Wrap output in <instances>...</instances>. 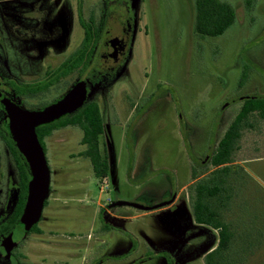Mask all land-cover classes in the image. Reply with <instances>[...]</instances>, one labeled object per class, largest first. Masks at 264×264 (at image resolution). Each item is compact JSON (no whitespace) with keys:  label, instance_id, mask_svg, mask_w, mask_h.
Listing matches in <instances>:
<instances>
[{"label":"rangeland","instance_id":"374dc122","mask_svg":"<svg viewBox=\"0 0 264 264\" xmlns=\"http://www.w3.org/2000/svg\"><path fill=\"white\" fill-rule=\"evenodd\" d=\"M218 1L235 20L221 36L203 37L195 0H0V91L27 111L84 81V69L61 77L60 67L80 47L82 23L123 34L125 53L132 39L127 60L120 63L122 54L108 67L95 46L84 74L85 103H96L102 116L97 148L106 174L94 176L79 128L59 126L43 140L50 192L37 225L44 234L30 240L46 264H204L219 244L217 230L195 223L189 203L214 170L210 157L238 99L264 98V0ZM45 72L61 78L44 92L7 89L10 81L39 86ZM229 166L232 198L220 216L232 232L231 262L264 264V122L242 134ZM176 189L171 208H108L115 200L154 205ZM65 250L74 257L57 253Z\"/></svg>","mask_w":264,"mask_h":264},{"label":"trees","instance_id":"16d2710c","mask_svg":"<svg viewBox=\"0 0 264 264\" xmlns=\"http://www.w3.org/2000/svg\"><path fill=\"white\" fill-rule=\"evenodd\" d=\"M195 31L203 37L221 36L234 22V10L226 3L218 0H195ZM84 37L75 55L68 58L61 65L62 74L72 67L80 65L86 72L91 51L97 43V35L82 23ZM38 87L37 89H39ZM264 122V98L241 102V107L234 119L227 126L218 140L210 157V166L214 168L210 177L203 183L197 182L190 198V206L195 223L211 227L218 231L219 244L205 256L204 264H234L228 251L231 249L232 232L229 224L221 219V211L227 209L231 198L229 165L239 148L241 136L246 131L260 128ZM75 125L82 131L81 143L86 146L82 155L89 157L94 176L102 177L106 174V158L98 152V138L103 132L102 118L96 104L90 103L81 111L60 122L58 126ZM49 127L41 128L39 141L48 135ZM250 247V246H248Z\"/></svg>","mask_w":264,"mask_h":264},{"label":"flooded vegetation","instance_id":"af4514ba","mask_svg":"<svg viewBox=\"0 0 264 264\" xmlns=\"http://www.w3.org/2000/svg\"><path fill=\"white\" fill-rule=\"evenodd\" d=\"M131 17H132V15L130 12V15L128 16V21L127 20L125 21L126 24L130 23L132 21ZM105 25H106V15L104 16L103 27H105ZM132 25H133V23H132ZM97 26H96V29L94 31H93V29H94V26H93L92 31L95 32L97 35V43L95 44L96 49L99 46L101 48V53L103 55L102 62H100V63L106 65L105 63L107 61L108 65L106 67H108L110 61L118 60L122 56V54H123L124 59L120 63L125 62L127 60L128 55H129V47H130V43L132 40L131 37L129 38V45H128L127 51L125 53V51H124V49H125V39L124 38L125 37L123 36V34L113 35L111 33L105 32L104 28H103V33L100 34L96 31ZM129 28H130V26H129ZM83 37H84V33H83ZM81 42H80V45H81ZM107 42H108V50L106 49ZM95 46L93 47V49L91 51V55L89 57V62L91 61L92 55L96 52V51H94ZM113 49L117 51L116 56L114 58L112 57V59H109L107 51L109 52L110 50H113ZM66 61L67 60H65L64 62H66ZM64 62H62V64ZM89 62L86 66V72L84 73V70L81 72L80 76L82 79L79 78L80 80H84L82 83L85 86V90L87 92V97L89 96V90H88L87 84L85 82V80H86L85 75L87 73L88 67H90ZM61 65H60V67H61ZM57 68H59V65L57 66ZM80 68H82L81 65L79 67H76V66L72 67L71 69H69V70L65 71L63 74H61V77L66 76L67 74H69L71 72L80 71L79 70ZM82 69H84V68H82ZM96 69L100 73H108L102 67L97 66ZM54 70H56V69H54ZM93 70H95V68L92 65V67L90 68L89 71L93 72ZM43 77L46 79V81L44 83L38 84L39 86H36V84H33V82L32 83H26V84L15 82V84L17 85L15 88L14 85L9 84L11 82L10 81L9 83L7 82L8 83L7 89H9L13 93V95H23V94L28 95V94L38 93V92H44L45 90L49 89L51 87V85H53L57 81H59L60 80L59 78H61V77H57L55 79V76H54V78L51 80V75L48 74V72H45ZM77 83H80V82L79 81L75 82L73 84V86L76 85ZM0 87H3L2 86V80H0ZM38 87H40V88L37 89ZM71 88L67 92H64L61 96L54 99L52 102H50L48 104L41 105L36 110H31V111L41 110V109H43V108H45L51 104L57 103L71 90ZM0 96L8 99L12 103L19 106V102L15 101L12 97L7 95L6 92L0 91ZM90 103H94V102H90ZM90 103H84L83 106L81 108H79L78 110H76L75 112H73V113L53 122V123L42 124V125L38 126L37 128L49 127L50 129H52V131L57 130L54 128L60 129L58 125L60 124L61 121H63L65 119L73 116L74 114L78 113L79 111H81L83 109L84 106H86L87 104H90ZM94 104H96V103H94ZM98 108H99V106H98ZM99 111H100V108H99ZM0 113L2 114V117L0 118V264H46V261H45L46 254H45L44 250H41L40 248L37 250H33L35 248V245L32 244L30 239L33 237L36 238L39 235L44 234V231L39 229L38 228L39 226H37V225L42 220L41 217H42L43 209L47 205L46 200L48 199V197L44 201V205H43V209H42V213H41V217H40L39 221L35 225H33L28 231H26V233L21 235L20 238L18 237L19 239L18 238L16 239L13 236L14 229H15V227H16V225H17V223H18V221H19V219L23 213L24 206L26 204L27 193H28V183L30 180V171H29V168H28V165H27L25 159L19 153L16 146L14 145V142L12 141V139L9 137L8 133L5 130L3 122L5 120L7 113L4 112L1 107H0ZM100 115H101V113H100ZM101 118H102V116H101ZM102 124H103V121H102ZM69 126L77 127L75 125H65V126H62L61 128L69 127ZM48 136L49 135H44L41 139L42 142L39 141V143L43 149V153H44V156H45V159L47 162V166L49 168L46 148H45V145L43 142L44 138H46ZM37 138H38V134H37ZM38 140H39V138H38ZM82 145L85 146L84 144H82ZM87 158L89 159V157H87ZM92 170H93V168H92ZM49 173H50V169H49ZM49 192H50V185H49ZM48 196H49V194H48ZM173 196H174V199L170 203L165 204L164 206H162L160 208H157L154 210H148L145 212H152L155 210L158 211L162 208H168V207L171 208L175 204V199L178 197L177 189L172 191V195L167 200H164V201L162 200L159 203H156V204L150 205V206H145L142 204L141 205L144 207H151V206H155L157 204L166 203V202L170 201ZM116 201H121V200H115V201L110 202L108 204V208L109 207L110 208H116L115 206H111V204L113 202H116ZM122 202H125V201H122ZM137 204H139V203H137ZM118 207L123 208V207H127V206H118ZM133 209H135V208H133ZM139 211H143V210H139ZM47 234H49L51 236L53 235L55 237H58L59 240H65V238L67 239V238L71 237V234H69V235L66 234V236L65 235L63 236V233L58 234L55 232H49ZM10 236H11V241H10ZM12 243H15V244L12 245ZM33 243H36V242H33ZM59 246H60V248H67L63 244H61ZM73 247H74V245H73ZM73 247H71V249H73ZM57 253L59 254V256H69V258L71 257L70 259H72L74 257V256L70 255V254H72V252L68 253L66 250L60 251ZM63 264H65V263H63ZM90 264H93V263H90Z\"/></svg>","mask_w":264,"mask_h":264},{"label":"water","instance_id":"95a60500","mask_svg":"<svg viewBox=\"0 0 264 264\" xmlns=\"http://www.w3.org/2000/svg\"><path fill=\"white\" fill-rule=\"evenodd\" d=\"M106 49L108 50V42L106 44ZM107 53L109 59H112V57L114 58L116 56L117 51L113 49L109 52L107 51ZM86 99L87 92L82 82L74 85L57 103L51 104L37 111L21 109L8 99L0 96V107L7 113L3 122L5 130L14 142L19 153L25 159L30 171L27 200L23 213L14 229V238H20L21 235L26 233V231L39 221L44 201L49 194L50 173L43 149L37 138L36 128L42 124L53 123L75 112L83 106ZM258 99H262V97L246 96L239 98L238 101L244 102L247 100ZM173 199L174 196L166 203L157 204L151 207H144L139 204L122 201L113 202L111 206H127L138 210L148 211L160 208L165 204L170 203ZM14 244L15 243H12V245Z\"/></svg>","mask_w":264,"mask_h":264},{"label":"crops","instance_id":"0c3cea01","mask_svg":"<svg viewBox=\"0 0 264 264\" xmlns=\"http://www.w3.org/2000/svg\"><path fill=\"white\" fill-rule=\"evenodd\" d=\"M157 197H158V196H157ZM157 197H155V198H157ZM176 199H178V197H177ZM176 199H175V203H176ZM153 201H154V200H153ZM135 202H138V201L136 200Z\"/></svg>","mask_w":264,"mask_h":264}]
</instances>
